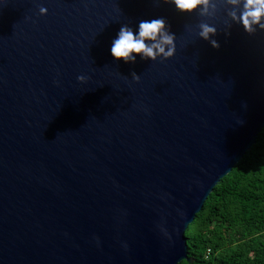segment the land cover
Wrapping results in <instances>:
<instances>
[{
    "label": "water",
    "instance_id": "1",
    "mask_svg": "<svg viewBox=\"0 0 264 264\" xmlns=\"http://www.w3.org/2000/svg\"><path fill=\"white\" fill-rule=\"evenodd\" d=\"M226 7L0 0V264L193 261L188 227L264 128V31L226 34ZM155 16L175 54L114 60L121 23Z\"/></svg>",
    "mask_w": 264,
    "mask_h": 264
},
{
    "label": "trees",
    "instance_id": "2",
    "mask_svg": "<svg viewBox=\"0 0 264 264\" xmlns=\"http://www.w3.org/2000/svg\"><path fill=\"white\" fill-rule=\"evenodd\" d=\"M192 262L264 264V128L221 178L186 231Z\"/></svg>",
    "mask_w": 264,
    "mask_h": 264
},
{
    "label": "clouds",
    "instance_id": "3",
    "mask_svg": "<svg viewBox=\"0 0 264 264\" xmlns=\"http://www.w3.org/2000/svg\"><path fill=\"white\" fill-rule=\"evenodd\" d=\"M158 2V0H157ZM176 12L189 15L211 16L215 12L217 0H164ZM227 5L224 31L230 33L233 25L242 28L243 32L253 34L264 31V0H223ZM39 13L46 14L45 5L39 6ZM171 26L164 16H155L140 19L135 28L130 23H121L115 36L111 40L109 53L114 60L122 59L124 63H134L137 58L141 60H155L169 58L176 51V33L170 30ZM197 36L208 40L213 47H218L219 42L214 38L218 27L208 20L197 23ZM131 78L139 80L140 75L132 71ZM77 79H84L79 75ZM240 123H243L240 120ZM98 242V238H97ZM124 247H127L126 242Z\"/></svg>",
    "mask_w": 264,
    "mask_h": 264
}]
</instances>
